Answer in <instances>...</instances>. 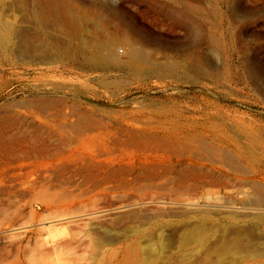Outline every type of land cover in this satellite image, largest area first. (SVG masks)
I'll list each match as a JSON object with an SVG mask.
<instances>
[{"label": "rangeland", "instance_id": "374dc122", "mask_svg": "<svg viewBox=\"0 0 264 264\" xmlns=\"http://www.w3.org/2000/svg\"><path fill=\"white\" fill-rule=\"evenodd\" d=\"M60 3L0 0V264H264V0Z\"/></svg>", "mask_w": 264, "mask_h": 264}, {"label": "bare ground", "instance_id": "6f19581e", "mask_svg": "<svg viewBox=\"0 0 264 264\" xmlns=\"http://www.w3.org/2000/svg\"><path fill=\"white\" fill-rule=\"evenodd\" d=\"M42 6L50 7L52 2H57L55 4V15L56 18L60 20H64V17L69 15L72 20V36L74 39H78L79 34V26L78 20L75 15L69 14V12L64 10L63 5L60 3L61 0H39ZM44 10H40L38 13V19L43 21L44 19ZM14 34V25L10 21H6L0 23V49L7 50L9 47L13 45L12 36ZM60 49V52H64L63 49ZM77 51L85 58L86 63L92 68H103L106 69L109 65L115 60V55L111 50V46L108 43L104 49V52H99L97 50H92L89 46L85 44H79ZM142 51L139 49L132 50V55L134 57H142ZM132 57V56H130ZM140 59V58H139Z\"/></svg>", "mask_w": 264, "mask_h": 264}]
</instances>
